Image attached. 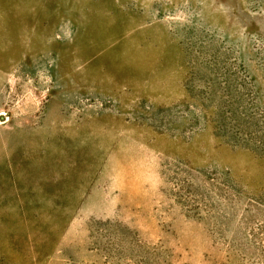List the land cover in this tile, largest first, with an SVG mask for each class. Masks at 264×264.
Returning a JSON list of instances; mask_svg holds the SVG:
<instances>
[{"label":"rangeland","instance_id":"rangeland-1","mask_svg":"<svg viewBox=\"0 0 264 264\" xmlns=\"http://www.w3.org/2000/svg\"><path fill=\"white\" fill-rule=\"evenodd\" d=\"M0 264H264V0H0Z\"/></svg>","mask_w":264,"mask_h":264}]
</instances>
